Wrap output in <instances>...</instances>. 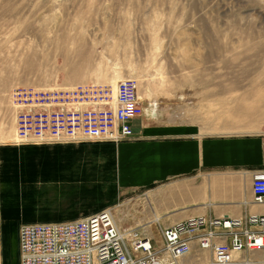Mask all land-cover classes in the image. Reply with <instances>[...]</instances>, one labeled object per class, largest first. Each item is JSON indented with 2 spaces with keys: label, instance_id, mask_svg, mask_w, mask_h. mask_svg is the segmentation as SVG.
I'll list each match as a JSON object with an SVG mask.
<instances>
[{
  "label": "rangeland",
  "instance_id": "1",
  "mask_svg": "<svg viewBox=\"0 0 264 264\" xmlns=\"http://www.w3.org/2000/svg\"><path fill=\"white\" fill-rule=\"evenodd\" d=\"M133 77L159 120L264 135V0H0V264H21L22 222L80 219L123 202L130 217L121 210L118 221L134 227L150 192L120 194L110 147L83 141L56 165L52 148L16 146L12 90L95 82L115 94ZM151 229L161 238L158 224Z\"/></svg>",
  "mask_w": 264,
  "mask_h": 264
},
{
  "label": "built area",
  "instance_id": "2",
  "mask_svg": "<svg viewBox=\"0 0 264 264\" xmlns=\"http://www.w3.org/2000/svg\"><path fill=\"white\" fill-rule=\"evenodd\" d=\"M137 78L111 84L35 87L12 90L17 144H70L133 138L135 116L144 104ZM154 114L158 106H153ZM254 204L264 205V169L252 174ZM112 209L83 218L22 222L21 264H188L185 259L210 250V264H264V212L244 217H191L160 229L122 227Z\"/></svg>",
  "mask_w": 264,
  "mask_h": 264
},
{
  "label": "crops",
  "instance_id": "3",
  "mask_svg": "<svg viewBox=\"0 0 264 264\" xmlns=\"http://www.w3.org/2000/svg\"><path fill=\"white\" fill-rule=\"evenodd\" d=\"M153 110L148 107L143 115L135 116L133 138L119 142H90L115 150L116 180L125 199L139 190L150 191L148 199L141 202L142 216L134 227L145 225L146 231L150 232L156 224L165 228L195 216L244 217L248 213L264 212L263 204L253 203L252 192V174L258 168L264 169L263 132L197 133L190 129V124L157 119ZM83 144L87 143L20 145L29 151L56 150L57 165L60 161L57 153L70 148L78 150ZM59 165H62L61 161ZM123 204L103 208L116 209L117 217L124 210L130 217L129 208ZM6 207L2 209L4 217H12ZM156 215L158 219H154ZM118 223L125 227L124 222ZM206 258L201 264L211 262ZM188 259L185 261L190 263Z\"/></svg>",
  "mask_w": 264,
  "mask_h": 264
},
{
  "label": "bare ground",
  "instance_id": "4",
  "mask_svg": "<svg viewBox=\"0 0 264 264\" xmlns=\"http://www.w3.org/2000/svg\"><path fill=\"white\" fill-rule=\"evenodd\" d=\"M103 85H106V84H103ZM113 89V88H112ZM116 90H117V88H116ZM115 96H117V92L115 91V94H114ZM10 98H11V96H10ZM13 98H11V103H12V105H13ZM256 107V109H257V106H255ZM253 108V107H252ZM251 108V109H252ZM261 108V107H260ZM13 120L11 121V122H13L12 123V125H13V129H14V136H15V141L17 140V138L20 136V135H18V124H17V122H16V117H15V115H16V108H15V106L13 105ZM245 111H246V108H243ZM258 109H259V107H258ZM258 109H257V111H258ZM239 111H240V108L238 109ZM244 110L242 111V112H244ZM260 110V109H259ZM247 111L249 112V110H248V108H247ZM251 111V110H250ZM262 111V110H261ZM158 112V111H157ZM155 113V115L157 116L158 115V113ZM240 114V113H239ZM242 114H244V113H242ZM246 114V113H245ZM249 114V113H248ZM247 114V115H248ZM251 114V113H250ZM261 114V113H260ZM259 114V115H260ZM252 115V114H251ZM262 115V114H261ZM249 116V115H248ZM158 117V116H157ZM250 117V116H249ZM257 205H259V204H257ZM261 208V207H260ZM254 214V213H253ZM155 219H158V218H155ZM155 222V221H154ZM207 264H210V263H207Z\"/></svg>",
  "mask_w": 264,
  "mask_h": 264
}]
</instances>
